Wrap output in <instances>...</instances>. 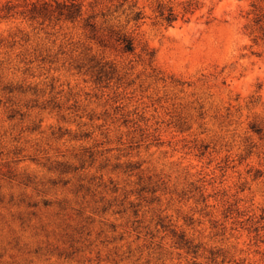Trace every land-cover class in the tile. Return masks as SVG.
<instances>
[{
	"label": "rangeland",
	"instance_id": "374dc122",
	"mask_svg": "<svg viewBox=\"0 0 264 264\" xmlns=\"http://www.w3.org/2000/svg\"><path fill=\"white\" fill-rule=\"evenodd\" d=\"M32 1L0 0V264H264V0Z\"/></svg>",
	"mask_w": 264,
	"mask_h": 264
},
{
	"label": "trees",
	"instance_id": "16d2710c",
	"mask_svg": "<svg viewBox=\"0 0 264 264\" xmlns=\"http://www.w3.org/2000/svg\"><path fill=\"white\" fill-rule=\"evenodd\" d=\"M99 0H94L95 6L98 4ZM113 5L112 2L114 0H107ZM120 5L128 2V0H116ZM91 4V3H90ZM101 4V2H100ZM137 2L134 1L130 8L131 10V20L137 22L143 19L142 10H137L136 8ZM30 8L27 10V14L31 19L42 18V19H52L54 18L57 21L64 22H75L77 20L83 19L84 26L93 28V23L91 19L92 15L84 18L85 14V0H34L28 4ZM136 9V10H135ZM157 16L165 21L167 24L172 23L177 19V15L174 12V9L171 6L164 5L162 3H158L156 7ZM117 40L120 41L122 47L125 51L133 50V42L126 35H119Z\"/></svg>",
	"mask_w": 264,
	"mask_h": 264
}]
</instances>
